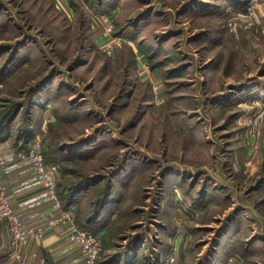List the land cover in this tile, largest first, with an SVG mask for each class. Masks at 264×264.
<instances>
[{
    "label": "rangeland",
    "instance_id": "1",
    "mask_svg": "<svg viewBox=\"0 0 264 264\" xmlns=\"http://www.w3.org/2000/svg\"><path fill=\"white\" fill-rule=\"evenodd\" d=\"M250 3L0 0V140L38 142L99 262L264 264V8Z\"/></svg>",
    "mask_w": 264,
    "mask_h": 264
},
{
    "label": "crops",
    "instance_id": "2",
    "mask_svg": "<svg viewBox=\"0 0 264 264\" xmlns=\"http://www.w3.org/2000/svg\"><path fill=\"white\" fill-rule=\"evenodd\" d=\"M261 11L259 10L258 13L260 14ZM0 152L6 158V165L0 171V185L5 186L14 212L28 227L40 228L42 232V238H32L28 246L19 250L12 247L9 233L6 231L5 238L0 236V256L4 255L5 260L19 264V260L15 258L16 251H19L20 258L27 260V264H83L84 256L81 250L68 240V231L73 222L62 215L74 211L75 199L65 205L59 199L60 209H57L48 199L33 168L19 160L18 152L11 150L9 141L0 140ZM74 224L77 226L76 219ZM159 260L160 258L154 262ZM148 263L137 258L136 254L128 262L124 258L117 259L113 256L98 261V264Z\"/></svg>",
    "mask_w": 264,
    "mask_h": 264
},
{
    "label": "built area",
    "instance_id": "3",
    "mask_svg": "<svg viewBox=\"0 0 264 264\" xmlns=\"http://www.w3.org/2000/svg\"><path fill=\"white\" fill-rule=\"evenodd\" d=\"M264 0H251L250 6L247 8L248 14L253 11L263 10ZM19 160H29L34 167L39 177L40 183L47 193V196L54 203L57 209H60L59 199H57L55 178L58 173V168L55 165H46L42 153L38 149L36 141L28 150H21L18 153ZM6 163L5 156L0 152V169ZM67 220L73 223L70 226L68 240L79 248L84 256L83 264H98L100 259V241L97 236L91 233L81 231L75 224V215L70 213L62 214ZM0 219L6 221V230L9 233L11 245L14 249H21L28 246L32 238H42L41 229H33L24 225L22 219L14 212L11 201L4 192V187L0 185ZM17 258L20 259V264H27V260L20 258L19 251H16ZM153 264H179L177 257L173 253L166 255L164 259H160Z\"/></svg>",
    "mask_w": 264,
    "mask_h": 264
},
{
    "label": "trees",
    "instance_id": "4",
    "mask_svg": "<svg viewBox=\"0 0 264 264\" xmlns=\"http://www.w3.org/2000/svg\"><path fill=\"white\" fill-rule=\"evenodd\" d=\"M5 126L3 125L2 127H0V138H1V134H3V132L5 131ZM71 200H69V203H70ZM68 203V204H69Z\"/></svg>",
    "mask_w": 264,
    "mask_h": 264
},
{
    "label": "bare ground",
    "instance_id": "5",
    "mask_svg": "<svg viewBox=\"0 0 264 264\" xmlns=\"http://www.w3.org/2000/svg\"><path fill=\"white\" fill-rule=\"evenodd\" d=\"M164 258H165V257H164ZM164 258H163V259H164Z\"/></svg>",
    "mask_w": 264,
    "mask_h": 264
}]
</instances>
